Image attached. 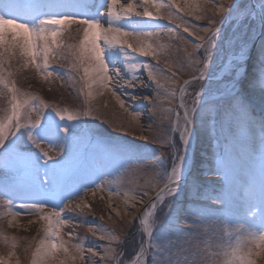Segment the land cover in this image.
I'll list each match as a JSON object with an SVG mask.
<instances>
[{"label":"snow or ice","instance_id":"6c2138e0","mask_svg":"<svg viewBox=\"0 0 264 264\" xmlns=\"http://www.w3.org/2000/svg\"><path fill=\"white\" fill-rule=\"evenodd\" d=\"M194 11L200 12L197 19L206 15L205 6L186 3L182 8L178 0H0V205L8 209L10 224L22 211L44 222L41 238L24 248L30 264H96L97 257L101 264H264V0H221L214 6L209 26L203 28L204 35L196 36L188 53V64L197 75L179 84L177 93V73L167 62L159 69V56L170 47L160 42L159 22L183 23L177 13ZM183 32L194 35L190 27ZM146 57L156 66L142 59ZM54 60L67 61V71L75 74L70 78L78 77L84 107H61L17 86L14 77L21 69L32 68L45 81L62 79L53 68ZM13 61L18 63L15 71ZM165 70L170 72L164 78L167 87L160 78ZM145 71L148 82L138 83ZM200 81H211L215 87L201 85L186 102L189 86ZM153 85L157 99L144 97L139 102L152 106L146 118L153 119L159 110L162 122L173 119L159 138L160 148L169 151L159 153L152 184L155 196L133 218L136 235L144 239L138 240L127 260L122 246L127 233L89 227L93 236L101 232L98 239L107 241L102 254L95 247L72 243L74 231L67 232L66 240L64 229L78 226L69 213L90 208L83 197L77 202L74 196L81 192L95 196L105 188L110 199L120 195L119 187L113 190L118 185L115 179L97 177L99 183L75 179L89 152L102 150L119 159L118 175L125 164L140 158L134 145L102 141L92 130L89 120L97 118L90 102L94 90L99 95L110 92L132 127L141 116L134 110L136 93ZM245 91L259 93L258 119ZM122 96L134 103L126 104ZM175 100L179 102L173 107ZM164 101L168 107H161ZM113 127L128 131L123 123ZM202 129L216 146L197 157L193 145ZM211 179L214 184L207 183ZM159 180L164 181L162 187H157ZM136 195L134 189L124 191L125 205ZM17 199L31 202L17 206ZM177 199L181 203L175 204L177 213L169 217V225L159 224L157 212L171 213ZM185 200L191 201L187 207L191 216L222 225L229 242L209 241L193 251L178 237L170 238L173 223L175 231L183 232L178 221ZM0 242L8 246L6 253L0 252V264H21L17 238L0 231Z\"/></svg>","mask_w":264,"mask_h":264},{"label":"rangeland","instance_id":"374dc122","mask_svg":"<svg viewBox=\"0 0 264 264\" xmlns=\"http://www.w3.org/2000/svg\"><path fill=\"white\" fill-rule=\"evenodd\" d=\"M197 2L194 4H199L206 7V15H204L200 19H209L213 15L214 6L219 4L221 0H196ZM226 2V0H224ZM186 2L183 6L185 7ZM189 6L193 5L192 3H187ZM173 12H176L174 9ZM187 15L196 17L200 15L199 11H194L192 15H188L187 12L177 13V15ZM218 19V15L216 17ZM163 21H160V23ZM170 23V22H169ZM172 25V24H171ZM180 25V23L176 22L172 27H176ZM208 27V26H204ZM180 29V27L178 28ZM190 31L194 34L190 36L191 38H196L197 34H195L191 29ZM188 34V33H187ZM251 34V33H250ZM73 35H75V27L73 28ZM189 35V34H188ZM171 36L176 37L177 32H171ZM68 39V37H66ZM182 40V44H186L184 38H179ZM161 43L167 44V41L160 39ZM258 43V41H257ZM190 47V46H189ZM191 51H193L192 46L190 47ZM197 55H201V53H197ZM171 60L175 62L177 66H179L180 74L177 73L178 82L182 83L184 80H190L197 73L194 71L192 67L185 63L184 57L181 52L175 51L172 49H167L165 54L159 56V65L165 66L166 62ZM156 64V61L154 60ZM53 68L56 72H59L62 76V79L50 78L48 81L43 80L40 76L37 75L34 69H21L16 72L15 80L17 86L25 89L27 91H31L33 93L39 94L42 98L46 99L45 94L49 92V90L54 86L55 83H62L65 87V94L68 98H70L74 105H66L63 104V101H59L57 103L61 107H68L70 109H77L84 107L85 96L82 95L79 91L81 84L78 83V77L75 80H70V75L68 70V62L64 60H54L52 61ZM18 67V63L13 61V70L15 71ZM165 74L161 73L160 78L162 81H165ZM215 87V85L213 86ZM251 91H245L243 94L246 96L250 94ZM126 101V104H133L131 100L127 97H123ZM254 102L260 101L259 93L256 92L255 96L251 98ZM47 101V99H46ZM6 103V101H5ZM112 103V99L109 98L108 95H103V97L99 100H95L91 102V106L94 111V115L97 117L96 119H90L89 124L92 127V130L95 134L102 140V137H109L113 139L119 138H127L128 141L140 142L144 146V148L140 151L143 157L134 159L130 161L128 164L124 165L123 170L118 175V170H120L121 161L114 157L108 156L102 150L90 151L87 157L81 161L79 166V171L76 174L75 179L82 181H91L95 180L96 183H99L97 177L101 179L107 180H117L118 185H113V190L115 191L117 187H119L120 195L119 197L113 196L111 199L109 198V191L107 188L104 190L96 191L95 196H93L90 192L85 196L84 192L79 193L78 196H74L72 199L80 202V198L83 197V202L90 205V208L85 207L83 211L75 210L74 212L69 213V215L74 220V223L78 226L66 227L62 233L64 238L67 240L69 237L67 236V232L74 231L75 236L72 239V243H84L85 247H95L97 244L95 243V239L97 236H100V232H97L96 236H93L91 232L88 231L89 227L97 228L99 226H103L107 229H113L116 234H128V240L123 243V248L125 250V260L129 259L132 256L133 250L135 249L138 240L144 239L143 236H137V221L134 220V217L138 216V212L136 210H132L129 208L132 206V201L129 202L128 205H125L123 202V194L124 191L129 189H134L137 193L135 199H139L143 203L151 199L156 192V188L152 187V184L156 182L157 173L159 171V153L163 152L165 155L168 153V148H160L159 138L162 133L167 132L169 129V123L163 124L161 118L157 117L155 121H146L141 124H134L132 127H128L129 118L126 116V113L120 111L118 106L116 107ZM136 106V104H135ZM119 113H117V111ZM104 113H113L116 118V123H114L117 127L121 123L124 124L125 127H128L127 133L124 131H118L113 127V123H104L101 119V116L105 115ZM98 112V114H96ZM148 113V112H146ZM172 120V119H171ZM170 120V121H171ZM109 124H112L109 126ZM147 136V139H142V137ZM178 140V136L176 137ZM104 141V140H102ZM216 144L211 147L213 151ZM154 149H159L158 152L153 154ZM152 169H155L156 172H152ZM101 173H105L106 175L101 176ZM164 184L163 180H159L157 187H162ZM90 187H95L94 184L89 185ZM147 192L148 195L144 197L142 193ZM144 199L141 200L140 198ZM26 201L25 199H17L16 205L18 206ZM180 200L177 199L174 202L171 213H166L165 210H160L157 212L156 219L161 225L168 226L169 225V217L175 215L177 209L175 204H180ZM190 201L186 200L185 204H182L185 208V212L181 217L179 214L178 225L183 230V232L175 231L176 223L171 225V231L169 232L170 238H179L186 248H189L193 251L196 250L197 245L200 248H203L206 243L209 241L213 244L219 243L223 241L224 243L229 242V237L224 233L223 226L219 225L215 220H197L195 217L191 216L187 211L188 204ZM111 205V207H109ZM137 208L141 207V204L136 205ZM127 208V211L125 209ZM115 209V211H114ZM116 211L120 212V216L116 215ZM8 209L2 205H0V231L8 235L9 237L15 236L18 241V247L16 249L17 255L21 260V264H30V253L25 254L24 248L31 242L33 246L35 242L38 241L43 235L42 225L43 221L38 219L36 214H28L22 211V214L12 222L9 223V220L12 219L10 215H6ZM101 217L103 219H101ZM122 217V219H121ZM31 221V223H30ZM128 221H132V224H129ZM232 223H235L232 221ZM207 227V230L205 228ZM86 238V240H85ZM234 240V237H233ZM106 244V243H105ZM99 245V243H98ZM104 245V244H100ZM8 246L4 243L0 242V252H7ZM86 255H88L86 253ZM76 264H81L80 261H77ZM96 264H101V261H96Z\"/></svg>","mask_w":264,"mask_h":264},{"label":"bare ground","instance_id":"6f19581e","mask_svg":"<svg viewBox=\"0 0 264 264\" xmlns=\"http://www.w3.org/2000/svg\"><path fill=\"white\" fill-rule=\"evenodd\" d=\"M122 2L126 3L127 0H122ZM185 2L194 4L197 1L196 0H178L179 5H181V6H183ZM179 16L183 17V23L181 22V20H177L176 21V22L180 23V25H179L180 29L177 30V35H179V37H181V38H184L185 39L184 41L186 42V44L183 45L182 44V40L177 39L176 38L177 36L176 37L171 36V32H172L171 29L173 27L168 21H163L161 23L159 22L161 24V31H162V35H161L160 39H163V40L167 41V44L170 45V47H168L167 49H172L173 48L175 51H178L179 53L181 52L182 56L184 57L185 63L188 65V53L192 52L190 47L193 45V43L196 42V39L195 38H191L187 33H184L183 32V28L184 27H190V29L195 34L204 35L202 30H203L204 26H209V21H207L206 19H203V20L202 19H197L196 17H193V16L190 17V16L182 15V14L179 15ZM185 49H187V51H185ZM162 54H165V52L162 53ZM162 54H161V56H162ZM142 59H144L148 63L153 64L154 67L156 66V64L154 63L153 58L146 57V58H142ZM167 65L170 67V69L172 71H175V72L180 74V70L181 69H179V66H177L175 62H172L171 60H169V61H167ZM159 69H165V66L159 65ZM161 73L165 74L166 76L170 75V72L167 71V70H165V71H163ZM74 75L75 74L73 73L72 76H74ZM141 77H142L141 81H139L138 83H140V82L147 83L148 82L147 81V73H146V71L141 74ZM70 80L72 81V80H75V79L70 78ZM121 83H122V81H121ZM161 83L165 84L166 87H167L166 81H162L161 80ZM182 83L177 81V93H178V86H179V84H182ZM201 85H207L208 87H213L214 86V84L211 81H200V82H197V83H194V84L190 85L189 88H188V95H186V97H185L186 102L190 103L191 93H193L194 91L198 90ZM65 87L66 86L64 84H62V83H60V84L55 83L54 86L49 90L47 95L45 94V97H46L47 101L57 104L61 100V101H63V104L65 103L66 105H69V104L74 105V102L70 98H68L67 95L65 94ZM117 87H119V85H117ZM255 94H256V92L251 91L250 94L246 95V98H248V99H250L252 101V103H253V105L255 107V114H256V117L258 119L259 118L261 104H260V101L254 102L251 99V98H253L255 96ZM103 95H108L109 98L112 99V103H115L116 105L115 104L114 105L116 107L118 106V109L120 111H123L122 109L119 108V105L117 104L115 99L112 97L111 93L108 92V91H104L102 95H99V94H97V91L94 90L93 98L91 99L90 102H94L95 100L101 99L103 97ZM164 95H165V92L163 90H161L160 91V97H163ZM123 97L124 96H122V98ZM144 97H148V99L151 100V101H155L157 99L155 85H153L150 89L146 88L144 90H138L137 93H136V102H135L136 106H135L134 110L141 112V116L139 118V123L138 124H141L142 122H146V121H155V119L157 117L161 118V113H160L159 110H157L155 112V115H154L153 119L149 120V119L146 118L149 115V113L152 112V106L150 104H147V102H145L144 104L139 103L140 101L143 100ZM178 102H179L178 100L173 101L172 102V106L175 107L178 104ZM168 106L169 105H168L167 101H164L161 104V107H168ZM101 112L103 114H105V115H101V114L98 115V116H101L103 118V119H101L102 122L111 121L113 124L116 123V121H115L116 118L113 115V113L112 114L111 113H104V111H101ZM146 112H148V113H146ZM117 113H119V112L117 111ZM123 113H125V112L123 111ZM96 114H98V112H96ZM126 116L128 117L127 113H126ZM171 119H173V117L169 116L166 120H163V124H167L168 125V123L170 122ZM104 123H106V122H104ZM110 125H112V124H109V126ZM102 140H104L105 142H117V143H124V144H132L138 149L139 154H140V158L143 157V155L141 154L142 151H140V150H142L144 148V146L140 142L128 141L127 138L113 139V138L104 137V136L102 137ZM214 143H215V140L212 138V136L209 134V132L202 129L200 131V133H198L197 139L194 141V145H193L194 148L196 149L197 157H199L201 154H207V153L211 152L212 151L211 147L214 146ZM200 166H201V160L198 158L196 160L197 169H199ZM152 172L155 173L156 170L152 169ZM207 183L214 184L215 181H214V179H211V180L207 181ZM140 199L143 200L144 198L141 197ZM123 202H124V200H123ZM149 202H150V199L148 201L144 202V203L142 201H140L139 199H134V200H132V206H130L129 208H132V210H136L137 209L136 211L138 212V216H139L140 213H142L144 211V209L147 208ZM185 202H186V200L183 201V204H185ZM137 204H141V207L137 208V206H136ZM182 208H183V211H181L179 213L181 217L183 216V214L185 212V210H184L185 207L183 205H182ZM105 229H107V228H105ZM101 235H102V233L100 232V236ZM100 236H97L96 239H95V243L97 244L95 246V249H96L97 252H100L102 254L103 253V246L100 245V244H105V243H107V241L98 239ZM98 243H99V245H98ZM96 261H100V258L97 257Z\"/></svg>","mask_w":264,"mask_h":264}]
</instances>
